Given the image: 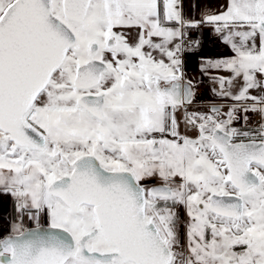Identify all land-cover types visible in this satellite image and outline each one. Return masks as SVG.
Here are the masks:
<instances>
[{
    "label": "snow or ice",
    "instance_id": "6c2138e0",
    "mask_svg": "<svg viewBox=\"0 0 264 264\" xmlns=\"http://www.w3.org/2000/svg\"><path fill=\"white\" fill-rule=\"evenodd\" d=\"M0 207V264H264V0H0Z\"/></svg>",
    "mask_w": 264,
    "mask_h": 264
},
{
    "label": "crops",
    "instance_id": "0c3cea01",
    "mask_svg": "<svg viewBox=\"0 0 264 264\" xmlns=\"http://www.w3.org/2000/svg\"><path fill=\"white\" fill-rule=\"evenodd\" d=\"M210 2L215 6L220 2V0H210ZM189 3H190V0H185L186 12L188 11ZM199 55L216 58V57L223 56V55H231V52L215 39L214 35L211 33L209 29H205L203 33L202 49ZM186 69H187V74L190 78H195L198 81H200L197 85L198 92H200L203 95L207 94L208 92L203 89V86L205 85L207 86V88H211L213 84L209 80L208 76L201 77V74L198 68V56L189 55L187 57ZM211 74L215 75L216 73H211ZM218 74L224 75V76L230 75V73L223 72V71ZM218 103H222V102H218ZM4 211H7V208L0 207V212H4Z\"/></svg>",
    "mask_w": 264,
    "mask_h": 264
},
{
    "label": "rangeland",
    "instance_id": "374dc122",
    "mask_svg": "<svg viewBox=\"0 0 264 264\" xmlns=\"http://www.w3.org/2000/svg\"><path fill=\"white\" fill-rule=\"evenodd\" d=\"M203 89L205 90V91H207L208 93L207 94H205V95H203L204 97H205V100H204V104L203 105H200L201 107H204V110H207L206 109V107H205V105L209 102V101H211L212 100V94H211V92H210V88H207V86H203ZM222 102V103H225V104H228V103H231V100H227V101H225V100H219V99H217L215 102ZM217 102V103H218ZM226 110V109H225ZM251 123V122H250Z\"/></svg>",
    "mask_w": 264,
    "mask_h": 264
},
{
    "label": "built area",
    "instance_id": "2783aa9c",
    "mask_svg": "<svg viewBox=\"0 0 264 264\" xmlns=\"http://www.w3.org/2000/svg\"><path fill=\"white\" fill-rule=\"evenodd\" d=\"M258 119H259V118H258V117H256V116H253V117L251 118V120H252V121H254V122H257V121H258Z\"/></svg>",
    "mask_w": 264,
    "mask_h": 264
},
{
    "label": "flooded vegetation",
    "instance_id": "af4514ba",
    "mask_svg": "<svg viewBox=\"0 0 264 264\" xmlns=\"http://www.w3.org/2000/svg\"><path fill=\"white\" fill-rule=\"evenodd\" d=\"M251 123H254V121L250 120Z\"/></svg>",
    "mask_w": 264,
    "mask_h": 264
}]
</instances>
